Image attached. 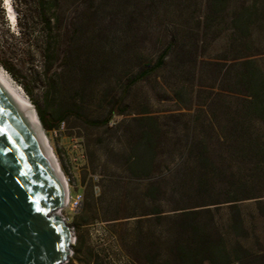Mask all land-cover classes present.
Here are the masks:
<instances>
[{
    "label": "rangeland",
    "instance_id": "rangeland-1",
    "mask_svg": "<svg viewBox=\"0 0 264 264\" xmlns=\"http://www.w3.org/2000/svg\"><path fill=\"white\" fill-rule=\"evenodd\" d=\"M214 1L62 0L47 14V65L44 20L30 33L0 12V57L41 108L47 100L56 116L80 113L89 121L124 111L103 127L69 115L58 129H44L72 196L83 200L80 211L61 209L62 217L76 241L107 264H146L148 253L170 252L171 241H191L192 231L177 219L184 211L198 213L200 235L240 244L264 264V124L253 122L240 76L251 55L264 71V0H219L229 5L225 11L211 10ZM244 6L254 10L240 17ZM169 46L165 65L133 84ZM7 77L37 113L21 84ZM148 128L159 137L153 173L133 177L131 147ZM152 186L159 188L155 201ZM234 196L244 199L241 237L225 203ZM157 208L163 214L154 222ZM86 257L84 249L80 259Z\"/></svg>",
    "mask_w": 264,
    "mask_h": 264
},
{
    "label": "water",
    "instance_id": "water-1",
    "mask_svg": "<svg viewBox=\"0 0 264 264\" xmlns=\"http://www.w3.org/2000/svg\"><path fill=\"white\" fill-rule=\"evenodd\" d=\"M69 202L40 122L0 75V264H66L74 229L58 213Z\"/></svg>",
    "mask_w": 264,
    "mask_h": 264
},
{
    "label": "trees",
    "instance_id": "trees-1",
    "mask_svg": "<svg viewBox=\"0 0 264 264\" xmlns=\"http://www.w3.org/2000/svg\"><path fill=\"white\" fill-rule=\"evenodd\" d=\"M61 2L62 0H18V4H16V26L20 24L21 27H26V29L30 30L31 33L34 31L35 21L38 19L44 20L45 30L47 31V40L44 43L43 58L46 65L50 61V52L52 48V44L48 39V36L52 33L51 17L47 18V14L50 10H52V7L58 8L61 5ZM2 6L4 9H2ZM220 8L225 11L229 8V5L222 3V1L219 0L212 2L210 5L211 10ZM4 10V0H0V12L4 14ZM253 10V6H244L240 11L239 16L244 17L245 13H252ZM239 20L241 21L243 19ZM249 23L250 21L246 22L247 25L245 27L247 28L248 34L251 35V26ZM23 33L26 37L27 33H25V31H23ZM35 44L37 43L35 42ZM171 49L172 46H169L160 55L153 68L151 70L141 72L133 81V84L143 80L158 69L162 68L165 65V60ZM0 65L3 69H5V71H7L8 74H10L12 79L21 84V87L27 93L28 98L34 103L42 126L48 132L58 129L66 121L69 115H74L83 120L85 123L95 127L107 126L112 117L116 114L120 116L124 115V111L120 113L113 111L110 117L103 121H89L82 114L73 112L66 113L62 116H56L54 111L51 112V105L48 103L49 101L46 100V107L43 109L33 100L32 92L22 81L23 78L16 73L15 69L10 64L3 61L1 57ZM241 66L242 69L240 76L245 91L244 96L247 102V108L249 111L253 112L252 118L255 124H264V71L257 63L254 55L246 57ZM49 69L50 68H47L45 77L48 76ZM47 85L48 83H46V86ZM50 91V86L46 87V97H48ZM158 138V134L151 128H148L139 134L130 151L128 170L131 176L149 177L152 175L157 158L155 143ZM207 161L212 167H216L215 163L212 162L210 158L207 157ZM201 181H203L202 178ZM158 192L159 188L152 186L148 192V197L155 201L158 199ZM242 200L244 199H239L237 196H234L225 202L227 204H231L232 229L238 237H241L246 233L244 220L239 207V203ZM162 214L163 212L160 209H155L153 213L150 214V216H152V221H161L160 218L162 217ZM177 215V219L186 225L185 228L187 231H192L191 241H171L173 243V248L170 252L164 253L161 250H158L155 251L153 255L148 253V260L146 264H257V260L254 259L255 257L252 253L240 244L230 248L224 238L212 240L209 236L206 237L200 235V227L199 225H196L197 223L195 222L198 215L196 211H184ZM189 219V222L191 223L187 225V221ZM154 244H156L155 241ZM84 249L87 251L85 261L80 259ZM73 250V258L78 260L80 263L107 264L105 259L101 258V254L98 251L86 248L84 241L77 239ZM71 261L72 259L69 260L67 264Z\"/></svg>",
    "mask_w": 264,
    "mask_h": 264
},
{
    "label": "bare ground",
    "instance_id": "bare-ground-1",
    "mask_svg": "<svg viewBox=\"0 0 264 264\" xmlns=\"http://www.w3.org/2000/svg\"><path fill=\"white\" fill-rule=\"evenodd\" d=\"M13 8V7H12ZM13 10H14V12L16 11V9L15 8H13ZM11 17H13V15H11ZM2 67H0V75L1 76H5V77H7L1 70ZM5 70V69H4ZM9 75V74H8ZM7 78H9V77H7ZM9 81H10V79H9ZM10 83H11V86H12V88H13V90L16 92V93H20V96H21V98L22 99H24L26 102H27V104H28V106L31 108V110L34 112V114L37 116V118H38V120H39V122H40V125H41V128H42V130H43V133H44V135H45V130H44V127L42 126V123H41V121H40V119H39V116H38V114L36 113V111H35V109H34V107H33V105L29 102V101H27L26 99H25V97H23V95H22V93L16 88V86L10 81ZM45 138H46V140H47V137L45 136ZM59 165V164H58ZM60 167V166H59ZM60 169H61V171H62V168L60 167ZM62 174H63V171H62ZM63 177H64V180H65V183H66V186H67V191H68V194L70 193V184L68 183V180L66 179V177L64 176V174H63ZM70 195V194H69ZM60 215H62V212H60Z\"/></svg>",
    "mask_w": 264,
    "mask_h": 264
},
{
    "label": "built area",
    "instance_id": "built-area-1",
    "mask_svg": "<svg viewBox=\"0 0 264 264\" xmlns=\"http://www.w3.org/2000/svg\"><path fill=\"white\" fill-rule=\"evenodd\" d=\"M69 194H68L69 195V202H68L67 206H71L72 209H74L76 211H80L82 209V206H83L82 197H80V196L73 197L71 189H70ZM60 212H62V211L59 210L58 213L60 214Z\"/></svg>",
    "mask_w": 264,
    "mask_h": 264
}]
</instances>
